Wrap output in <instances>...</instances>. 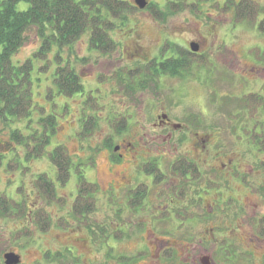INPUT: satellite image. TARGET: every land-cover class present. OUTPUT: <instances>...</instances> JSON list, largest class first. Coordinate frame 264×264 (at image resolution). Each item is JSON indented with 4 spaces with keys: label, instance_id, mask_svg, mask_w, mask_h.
<instances>
[{
    "label": "flooded vegetation",
    "instance_id": "1",
    "mask_svg": "<svg viewBox=\"0 0 264 264\" xmlns=\"http://www.w3.org/2000/svg\"><path fill=\"white\" fill-rule=\"evenodd\" d=\"M213 1L231 11L234 9L233 2L240 0ZM191 42L198 45L196 52L191 51ZM184 48L187 54L197 58L194 67L204 75L211 72L213 61L209 52L202 49L200 41H190L188 47ZM171 54V50H157L151 55L141 53L137 48L121 50L116 60L119 65L112 67L110 75L102 78V83L113 82L111 89L99 87L96 97L93 89L86 93L84 100L94 98L98 108L109 110L106 120L118 126H114L115 130L110 135L96 136L102 144L98 149L111 153L100 168V175L97 173L94 176L92 162L90 178H87L82 164L90 155L74 160L61 143L65 149L62 155L64 162L48 158L56 145L46 152L53 167L51 176L45 171L31 173L29 163L41 157L31 155L30 149L33 148L24 145L19 157L25 163L20 171L24 173L28 170L32 179L28 183V190L24 180H20L18 189L21 201L18 204L27 223L40 231L55 225L67 231L66 238L80 230L89 234L86 255L78 253L76 243L72 241L41 251V260L53 264L58 260L62 264H110L112 261L119 264H264V212L255 215L254 209L252 220L249 211L248 192L254 187L249 176L251 169L229 159L226 162L222 160L217 134L185 131L188 126L181 122V116L180 120H173L163 111L154 114L151 108L147 109L148 112L144 106L138 108L144 102L142 95L150 94L149 98H152L153 87L162 83L163 77L181 78L185 74V70L169 66L171 57L180 65L183 62L177 58L178 52ZM172 69L175 74L170 73ZM114 83L120 85L117 91L120 96L116 98L113 96ZM137 90L143 92L138 98L134 95ZM257 95L260 100L264 99V95ZM117 98L121 100L120 105ZM85 116L82 111L81 128ZM204 116L190 114L185 122L194 126ZM92 117L96 119L94 114ZM233 118L229 120L232 132H237V138L241 140L244 137L247 146L249 137H261V131L255 130L253 125L249 127L246 119ZM151 119L157 122L152 124L156 128L143 130L139 125L140 129L132 133L129 139L121 135L131 122ZM254 120L260 121L257 118ZM80 132L83 133L82 137H91L94 133L75 131L76 134ZM187 138L188 147L182 149L181 144L185 145ZM164 158L167 160L164 161ZM262 165L264 160L256 162L255 168L260 171L264 169ZM43 173L48 174L50 182L39 179ZM71 174L75 175V181L70 187L72 198H68V188L65 194L59 193V190L67 186ZM30 198L35 199L33 203H28ZM50 205L57 206L58 212H61L55 224L47 210ZM96 215L100 219L91 222L90 217ZM108 216L111 220L107 223L105 218ZM134 233L139 234L135 246L115 254V242L124 240L125 234L128 235L126 240H131ZM108 239L113 241L110 245L106 244ZM95 243L97 253L94 251ZM63 247L68 249L71 258L59 256ZM106 248L113 252L107 253ZM252 250L259 252L260 263L251 258ZM7 252L16 253L19 256L18 264H22V255L14 250L4 252L0 264H5L4 254ZM41 260H33V264H40Z\"/></svg>",
    "mask_w": 264,
    "mask_h": 264
},
{
    "label": "rangeland",
    "instance_id": "2",
    "mask_svg": "<svg viewBox=\"0 0 264 264\" xmlns=\"http://www.w3.org/2000/svg\"><path fill=\"white\" fill-rule=\"evenodd\" d=\"M127 1L134 4L133 0ZM147 1L151 5L160 7L162 13L153 14L151 9H138L137 7V10L128 13L124 21L125 24L110 31L112 38L117 42L114 52L103 54L91 49L88 43V32L81 35L72 44L71 52L66 47L62 49L63 56H69L75 72L81 77L84 86L83 92L76 93L72 97L55 95V89L51 81V73L55 63L50 64L46 69L45 67L40 68V65L45 64L44 58L34 63L32 71L34 107L31 114L27 117L10 120L7 125L0 119V155H3L2 165H0V196L5 194L16 204L20 203V189H18V186L20 180L23 179L24 185H27V190L29 189L28 183L32 179L29 172L39 173L45 171L51 176L53 167L47 158L46 152L59 143L67 147L74 160L83 159L90 155L87 160H83L82 164L87 178H90L89 172L93 168L92 162H94V176L97 173L100 175L102 172L100 168L105 165L107 156L111 153L105 149H98L102 144L98 142L99 139L96 136L110 135L115 127L112 122L106 120L108 109H100L97 105L92 109L89 106L90 102L84 100L88 90L93 89V95L96 97L99 87L111 89L113 82L102 83V78L110 75L112 67L119 65L116 60L119 59L121 50L137 48L141 53L151 55L160 50L168 41L188 47L190 41L198 40L201 42L202 49L209 52L213 61L211 72L204 75L201 70L199 71V68L192 67L181 78L177 76L163 77L162 83L158 84V87H153L152 98H149V93V95L143 94L140 90L134 93L137 98L143 94L144 102L138 108L142 109L144 106L143 108L147 112V109L151 108L154 114L163 111L173 120H180L181 116V122L188 126L185 131L194 130L201 134H217L219 139L218 151L222 160L226 162L229 159L231 162L240 163L241 167L245 164L248 167L246 169H251L249 176L254 185L248 192L251 219H254L252 215L254 209H256L255 215L264 212V169L259 171L255 168L256 162L264 160V152L256 150L250 144L252 143L250 137L249 146H247V140L244 137L242 140L237 138V132L233 134L229 121L230 119L234 120L233 116L237 119H246L249 122V127L252 126V122L256 118L262 122L264 121L263 98L255 101V104L262 105L256 106L255 109H253V106L245 108L238 103L239 99L249 96L252 92H255L256 95H264V0H252L258 9L255 15L256 18H254L255 23L259 20L258 26L251 21H247L248 18L241 20L238 16L235 17L234 10L230 11L219 7L215 1L181 0L180 6H173L169 9L166 6L169 0ZM27 5L28 3L20 1L17 8L25 9ZM26 34L27 40L12 56L14 64L30 57L40 46V39L36 36L34 28L27 30ZM55 51L56 49L53 48L47 55L51 60ZM119 86L118 83H114L116 96H113L115 98L117 95L120 96V94H117ZM50 88L53 92L52 97H50ZM65 102L67 103L66 109L63 107ZM117 103L121 104L120 98H117ZM116 108L120 109V107ZM82 111L86 118L88 114L96 116L92 126L89 125L90 128L86 130V132H94L91 137L87 135L82 137L83 133L81 132L75 133V131H83V128L80 127V113ZM51 114L54 120V128L49 137V144L45 147V153L41 158L32 160V163H29V172H27L28 170L24 171L26 173L24 175L23 170L20 171V169L25 161L19 156L23 153L24 145H27L25 142H30L28 145L34 143L29 134L34 129L42 127L39 121L40 117L44 118ZM190 114L201 116L204 114L206 116L192 126L185 122L187 115ZM154 123L157 122L152 121V119L131 122L124 128L123 131L125 132H122L121 135L129 139L132 133L140 129L139 125L143 130L153 129L156 128L152 125ZM14 129H18L22 134L21 139L11 138L10 132ZM185 142V145L181 144L182 149H187L189 138ZM166 160L167 158H164V161ZM74 181L75 175L71 174L67 186L60 189L59 193L65 194L69 189L68 198H72L70 197V187H72ZM34 200V198H30L28 203H33ZM16 204L12 212L2 214V211H0V261L4 252L14 250L22 255V264H33V260L42 259L41 251L51 250L72 241L77 244L75 246L78 253H87L89 234L85 230L72 232L75 234L70 235L69 238H66L65 233L67 231L55 227V225L50 229L40 231L33 224L27 223L21 211L16 210ZM47 210L52 217L53 224H55L61 212H58L59 210L55 205L48 206ZM98 218V215L90 217V221L95 222ZM59 219H57V222ZM105 220L108 223L111 218L108 216ZM94 235L96 236V234ZM131 235L133 237L131 240H126L128 235L125 234L122 238L124 240L115 242V254L122 250L127 251L135 246V239L136 236L139 237V234L134 233ZM67 239L70 241H67ZM111 242L113 241L108 239L106 244L110 245ZM60 251V257L71 258L66 247H63ZM94 251L97 253L96 243ZM109 251L113 252V250L106 248V252ZM251 252L253 253L251 258L260 263L259 252L255 250ZM40 264L53 263L48 260H41ZM56 264L62 263L58 260ZM110 264L119 263L118 261H112Z\"/></svg>",
    "mask_w": 264,
    "mask_h": 264
},
{
    "label": "trees",
    "instance_id": "3",
    "mask_svg": "<svg viewBox=\"0 0 264 264\" xmlns=\"http://www.w3.org/2000/svg\"><path fill=\"white\" fill-rule=\"evenodd\" d=\"M20 1L28 3L25 9H18L17 4ZM180 1L169 0L166 3L167 8L180 6ZM185 1V0H182ZM213 1V0H200ZM231 1V0H229ZM171 4V5H170ZM234 15L241 20L251 21L254 25V18L257 14V6L252 0H240L233 2ZM153 14L162 13V9L157 5L148 4ZM132 10H137L136 6L127 0H0V119L6 125L8 121L27 117L31 114L34 102L32 99L33 75L32 71L34 63L44 58L45 64L40 68H48L50 64L55 63L51 73V81L55 88V95L63 97H71L76 93L83 92L84 86L75 72L74 67L70 63L69 56L64 57L61 53L64 47L71 52V46L81 35L88 32V43L91 49L98 52L115 50L117 42L112 38L110 31L118 26L124 25L126 15ZM261 22V21H260ZM259 25V24H258ZM257 25V26H258ZM261 25V24H260ZM31 28L35 29L36 36L40 39L39 48L24 61L14 64L12 56L27 40L26 31ZM55 48L53 59L47 55ZM171 50L173 55L178 52L177 58L182 59L181 65L178 61L171 57L169 66L181 68L188 72L195 64L197 58L192 57L185 52L183 46L174 44L171 41L166 42L161 49ZM161 65H167L161 63ZM173 69L170 71L173 73ZM53 88V87H52ZM52 88H50L51 92ZM51 92L50 97H52ZM257 96V98L253 97ZM252 97V98H251ZM260 97L251 93L247 97H242L240 104L245 108L258 104L255 101ZM90 102L89 106L93 109L96 106L94 98L89 97L86 102ZM85 102V103H86ZM262 104V103H261ZM264 106V104H262ZM260 105V106H262ZM67 108V103L64 106ZM52 114L46 117H40L39 121L42 127L32 131L30 138L34 143L30 142L26 146L30 149L34 157H42L45 153V147L49 144V137L54 128V120ZM93 117L89 115L83 121V130H87L89 125L92 126ZM119 124V123H118ZM117 126V123L113 124ZM252 125L255 130H260L262 135L251 136L252 144L264 152V121H253ZM11 138L17 140L22 138V134L18 129L10 132ZM24 143V144H25ZM65 149L59 144L48 155L52 161L64 162L62 159ZM3 155H0V165H2ZM16 163V162H14ZM21 165V164H20ZM8 166V165H7ZM17 166V165H15ZM41 181L49 180L46 173L39 175ZM16 203L7 195L0 196V211L2 214L12 212ZM18 211L20 206L16 204Z\"/></svg>",
    "mask_w": 264,
    "mask_h": 264
},
{
    "label": "water",
    "instance_id": "4",
    "mask_svg": "<svg viewBox=\"0 0 264 264\" xmlns=\"http://www.w3.org/2000/svg\"><path fill=\"white\" fill-rule=\"evenodd\" d=\"M133 2L138 9H143L148 4L147 0H133ZM190 49L191 51L196 52L198 50V45L194 42H191ZM4 262L5 264H18L19 256L14 252H7L4 254Z\"/></svg>",
    "mask_w": 264,
    "mask_h": 264
}]
</instances>
